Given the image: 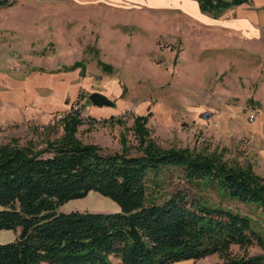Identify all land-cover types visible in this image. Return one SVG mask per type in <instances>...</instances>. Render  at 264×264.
<instances>
[{"label":"rangeland","instance_id":"1","mask_svg":"<svg viewBox=\"0 0 264 264\" xmlns=\"http://www.w3.org/2000/svg\"><path fill=\"white\" fill-rule=\"evenodd\" d=\"M247 4L218 16L179 0H15L0 7V144L46 147L63 133L58 113L74 102L82 117L76 135L85 143L133 152L141 115L160 146L215 154L264 177V20L243 17ZM92 91L114 104H92ZM58 92L61 106L38 100ZM170 170L159 173L162 192L183 188L189 197L238 210L264 238V207ZM76 208L117 205L89 191L59 207ZM231 249L262 251L258 244ZM220 261L214 252L192 262Z\"/></svg>","mask_w":264,"mask_h":264},{"label":"trees","instance_id":"2","mask_svg":"<svg viewBox=\"0 0 264 264\" xmlns=\"http://www.w3.org/2000/svg\"><path fill=\"white\" fill-rule=\"evenodd\" d=\"M194 1L201 11L218 16L249 0ZM14 2L0 0V7ZM142 119L136 117L133 152L83 142L76 135L82 122L77 111L61 118V137L46 147L0 144V229L14 232L12 239L0 241V264H169L214 252L222 257L218 264H264V238L248 215L189 197L183 188L162 192L159 173L177 168L186 180L262 207L264 177L215 154L164 148ZM89 191L117 208L59 209ZM232 244H258L262 251L240 254L232 252Z\"/></svg>","mask_w":264,"mask_h":264},{"label":"crops","instance_id":"3","mask_svg":"<svg viewBox=\"0 0 264 264\" xmlns=\"http://www.w3.org/2000/svg\"><path fill=\"white\" fill-rule=\"evenodd\" d=\"M179 1H181V2L183 1L184 4L189 3V4L194 5V6L196 4V1H194V0H189V1L188 0H179ZM243 4H247V2L238 4V5H235V6H241ZM247 14L250 15V16H254V17H256V16L258 17L259 16L261 18L260 21H263L264 20V0H253V3L249 4L248 7H246L245 12L243 11V14H241V15L244 17V16H248ZM58 93H57L58 96L52 97V98H49L48 95L39 96L38 100H40L41 103L45 104L46 106L47 105L48 106H53V105L61 106L62 104H65V102L61 100L60 92H58ZM59 101H61V102H59ZM37 104L40 105L39 103H37ZM100 107L101 106H99V108ZM0 231L3 232L4 235H5V238L2 239L1 241L10 240V239H12L14 237V232L12 230H10V229H5V231H2V229H0ZM194 260L195 259L187 258V259L177 260V261L171 262L169 264H193Z\"/></svg>","mask_w":264,"mask_h":264},{"label":"water","instance_id":"4","mask_svg":"<svg viewBox=\"0 0 264 264\" xmlns=\"http://www.w3.org/2000/svg\"><path fill=\"white\" fill-rule=\"evenodd\" d=\"M88 98L90 102L94 105L97 106H102L104 104L106 105H113L114 101L110 99L107 95L100 91H92L89 95Z\"/></svg>","mask_w":264,"mask_h":264},{"label":"built area","instance_id":"5","mask_svg":"<svg viewBox=\"0 0 264 264\" xmlns=\"http://www.w3.org/2000/svg\"><path fill=\"white\" fill-rule=\"evenodd\" d=\"M68 111H79V104L73 102V103L70 105V107H69L68 110H66L65 112H59V113H58V117L63 118L64 115H65ZM255 115H256V109L253 108V109H251V112L249 113V116H250L252 119H254V118H255Z\"/></svg>","mask_w":264,"mask_h":264}]
</instances>
